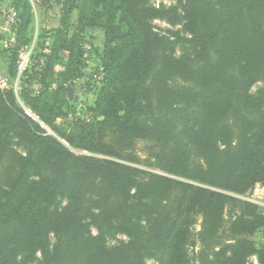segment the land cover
I'll return each mask as SVG.
<instances>
[{"label":"trees","instance_id":"16d2710c","mask_svg":"<svg viewBox=\"0 0 264 264\" xmlns=\"http://www.w3.org/2000/svg\"><path fill=\"white\" fill-rule=\"evenodd\" d=\"M59 3L58 26L39 36V50L50 42L37 56L42 71L34 67L22 91L40 123L0 90V264H246L252 255L264 264V242L250 238L264 214L222 192L264 185V0H185L181 15L152 0ZM12 4L28 44V2ZM155 18L182 19L190 37L160 36ZM86 44L98 64L86 81L99 88L93 104L83 101L87 112L74 104ZM58 63L65 70L54 79ZM76 106L85 116L56 128ZM118 235L126 240L110 244Z\"/></svg>","mask_w":264,"mask_h":264},{"label":"rangeland","instance_id":"374dc122","mask_svg":"<svg viewBox=\"0 0 264 264\" xmlns=\"http://www.w3.org/2000/svg\"><path fill=\"white\" fill-rule=\"evenodd\" d=\"M10 1H12V2L18 1L19 3L20 2L22 3L24 0H10ZM60 1L61 0H50V2H46V0H27L29 8H30V16H31V19L33 21L32 29L34 31H33L32 40H33L34 35H37L39 37L40 35H42L44 30L52 29V28H55L56 26H58V24H59V13H58V11H60V8H61L60 3H59ZM210 1L216 2L217 0H210ZM184 4H185V0H152V5L155 8H157V9L177 8L178 13L180 15H181L182 7L184 6ZM150 25H151L152 30L154 32L158 33L162 37L168 38L170 41H176L177 36L186 37V38L190 37L188 34H186V32L183 29L184 21H182V19H179L177 22L173 23L166 18H155V19H152L150 21ZM95 35H96V37L94 40V44L98 45L102 41V34L100 31L96 30ZM182 53H183L182 47L180 45H177L176 50H175V55L179 57V56H182ZM87 63L88 64H87V67L85 70L88 71L87 72L88 74L85 75V78H82L81 80H77L74 83V85H75L74 86V93L76 95V100H75L74 104L78 105L79 104L78 102L82 103L80 108H85V109H83L85 112H87V110H86L87 109V107H86L87 103L85 104L84 102L87 101V102L94 103L96 101V98H97V92L99 91V88L98 89L96 88L97 92H95L94 85H89L86 81L87 75H89L91 72H93V70L96 68V66L98 64L96 61H94L93 59H90V58L87 61ZM55 67L56 68L58 67V69L55 70ZM64 70H65V67H64V65H62V63L56 64L54 66V73H55L54 79H56V74L61 73ZM260 87H261V84L255 85L252 88V92L253 93L257 92V90H259ZM27 106H29V105H27ZM80 108L78 109L76 106L74 111L68 112L67 118L58 119L54 124L55 127L57 128L58 126H67L70 123H72L73 121H75V119H77L78 117H84L85 112L82 111ZM88 115H89V113H88ZM36 116L38 117V115H36ZM32 120H34V119H32ZM36 122L40 123V119H38V121H36ZM56 128H50V127L46 126L45 135L49 136V137L60 138L57 135V132H56L57 129ZM60 141L62 142L61 138H60ZM143 148H144V143H139L137 146V153L143 159H145L146 152H144L145 149H143ZM17 149L20 151L21 154H25V152H23L24 150L22 147L17 148ZM77 153L81 154V152H79V151H77ZM100 158H102V157H100ZM147 165L148 164H145V163L131 164V166H136V168H138L141 171H145V172L150 171V172H154L157 174L165 175V174H163V172L156 170V169H153ZM0 168H2V167H0ZM0 178H2V177H0ZM211 190L214 191L217 189H211ZM218 191H222V190H218ZM222 192H224L226 194H230V195H232L238 199H241L243 201L253 203L254 205H256L258 207L259 213L261 212L262 214H264V185L258 184L255 186V188L253 190H250V191H248L242 195L231 194V193L226 192V191H222ZM83 211H87L86 206L83 209ZM227 215L229 217V212L227 213ZM201 222H202L201 218L197 217L196 222L193 225L194 239L197 243V247L195 248V251H199L200 247H201V241H200ZM93 231H94L93 233L95 234L96 230L94 229ZM220 233H222L221 236L223 237V241H226L228 243L232 242V236H230L229 233H223V232H220ZM250 238L252 241H254L256 243L264 242V229L258 230ZM125 240H126V238L124 236L118 235L110 241V244L117 245L120 242H123ZM146 263L147 264H159L157 259H155L154 257H149L146 260ZM246 264H260V262H259L256 255H252L248 258Z\"/></svg>","mask_w":264,"mask_h":264},{"label":"built area","instance_id":"2783aa9c","mask_svg":"<svg viewBox=\"0 0 264 264\" xmlns=\"http://www.w3.org/2000/svg\"><path fill=\"white\" fill-rule=\"evenodd\" d=\"M22 19L19 11L10 0H0V90L11 91L19 106L26 116L38 121V117L22 99L24 85L35 67L42 71L43 58L37 59L42 52H49L50 42L45 43V49L39 50V37L34 35L33 40L28 44H21L19 31ZM91 47L85 45V58L89 57ZM15 57L14 74H11V62ZM58 67H55L57 70ZM96 79H101L97 77ZM38 84V80L35 81ZM56 85H53L55 87Z\"/></svg>","mask_w":264,"mask_h":264},{"label":"water","instance_id":"95a60500","mask_svg":"<svg viewBox=\"0 0 264 264\" xmlns=\"http://www.w3.org/2000/svg\"><path fill=\"white\" fill-rule=\"evenodd\" d=\"M67 92H68L69 98H72L73 97V91H72V87L71 86H68Z\"/></svg>","mask_w":264,"mask_h":264},{"label":"crops","instance_id":"0c3cea01","mask_svg":"<svg viewBox=\"0 0 264 264\" xmlns=\"http://www.w3.org/2000/svg\"><path fill=\"white\" fill-rule=\"evenodd\" d=\"M89 103L93 104L92 102H89Z\"/></svg>","mask_w":264,"mask_h":264}]
</instances>
